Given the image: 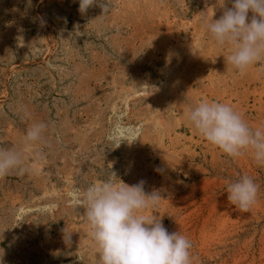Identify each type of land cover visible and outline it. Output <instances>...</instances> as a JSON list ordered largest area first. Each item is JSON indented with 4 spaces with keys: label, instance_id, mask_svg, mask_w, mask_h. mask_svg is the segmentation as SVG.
Returning <instances> with one entry per match:
<instances>
[{
    "label": "rangeland",
    "instance_id": "374dc122",
    "mask_svg": "<svg viewBox=\"0 0 264 264\" xmlns=\"http://www.w3.org/2000/svg\"><path fill=\"white\" fill-rule=\"evenodd\" d=\"M107 3L0 0V148L25 163L0 178V264H100L83 193L108 179L161 193L147 214L190 239L192 264H264V165L185 115L217 101L264 128V60L241 74L199 23L232 0ZM37 122L44 139L24 144ZM243 175L259 186L247 212L227 199Z\"/></svg>",
    "mask_w": 264,
    "mask_h": 264
},
{
    "label": "clouds",
    "instance_id": "9594fccd",
    "mask_svg": "<svg viewBox=\"0 0 264 264\" xmlns=\"http://www.w3.org/2000/svg\"><path fill=\"white\" fill-rule=\"evenodd\" d=\"M97 3L103 16L109 10L107 0H79V11L85 13ZM199 23L218 47L230 48L227 63L241 74L264 60V0H232V6L225 8L219 19L209 20L203 14ZM185 115L199 135L226 155L236 158L251 153L258 164L264 165V128H252L231 105L202 101ZM47 128L45 122L33 123L26 131L24 144L43 140ZM23 171V153L0 148V178ZM118 181L92 184L83 193L100 264H192L190 239L179 231L169 232L162 217L147 214L158 206L161 193L146 192L144 181L133 185ZM258 194V184L247 175L227 186L228 201L243 212L257 203ZM74 195H79L78 189Z\"/></svg>",
    "mask_w": 264,
    "mask_h": 264
},
{
    "label": "bare ground",
    "instance_id": "6f19581e",
    "mask_svg": "<svg viewBox=\"0 0 264 264\" xmlns=\"http://www.w3.org/2000/svg\"><path fill=\"white\" fill-rule=\"evenodd\" d=\"M140 144V143H139Z\"/></svg>",
    "mask_w": 264,
    "mask_h": 264
}]
</instances>
